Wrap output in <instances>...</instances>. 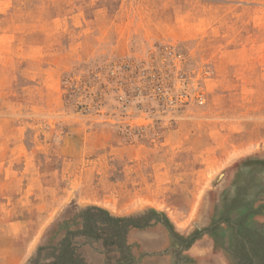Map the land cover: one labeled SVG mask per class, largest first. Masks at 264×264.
<instances>
[{"label": "rangeland", "instance_id": "1", "mask_svg": "<svg viewBox=\"0 0 264 264\" xmlns=\"http://www.w3.org/2000/svg\"><path fill=\"white\" fill-rule=\"evenodd\" d=\"M0 264H264V0H0Z\"/></svg>", "mask_w": 264, "mask_h": 264}, {"label": "built area", "instance_id": "2", "mask_svg": "<svg viewBox=\"0 0 264 264\" xmlns=\"http://www.w3.org/2000/svg\"><path fill=\"white\" fill-rule=\"evenodd\" d=\"M170 58L171 61V77H167L168 81L164 83L163 78L154 71V67L144 65V63L139 62L138 64H133L132 62L125 60L119 63L109 70V76L107 78H100L99 73H96V79L102 86H118L117 87V98L123 106V110L131 102V94L129 92H137L141 94L146 90V87L156 86L157 90H162L160 86H179L173 88L168 101L174 106L185 105L191 100H194L198 104L204 102V94L202 91H198L195 96H191L190 92L187 90L188 83L185 79V73L182 70L181 62L183 59V54L171 47L165 46L163 50ZM120 86H128L129 88L123 90ZM167 91V90H166Z\"/></svg>", "mask_w": 264, "mask_h": 264}, {"label": "bare ground", "instance_id": "3", "mask_svg": "<svg viewBox=\"0 0 264 264\" xmlns=\"http://www.w3.org/2000/svg\"><path fill=\"white\" fill-rule=\"evenodd\" d=\"M250 190V189H249Z\"/></svg>", "mask_w": 264, "mask_h": 264}]
</instances>
